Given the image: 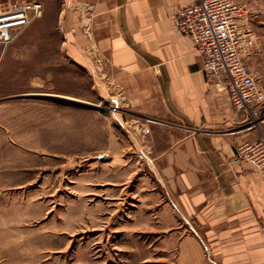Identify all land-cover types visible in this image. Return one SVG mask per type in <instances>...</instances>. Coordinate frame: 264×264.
I'll list each match as a JSON object with an SVG mask.
<instances>
[{
  "label": "rangeland",
  "instance_id": "374dc122",
  "mask_svg": "<svg viewBox=\"0 0 264 264\" xmlns=\"http://www.w3.org/2000/svg\"><path fill=\"white\" fill-rule=\"evenodd\" d=\"M26 3L0 44V264H177L186 237L141 140L158 122L102 75L82 0L0 12Z\"/></svg>",
  "mask_w": 264,
  "mask_h": 264
},
{
  "label": "crops",
  "instance_id": "0c3cea01",
  "mask_svg": "<svg viewBox=\"0 0 264 264\" xmlns=\"http://www.w3.org/2000/svg\"><path fill=\"white\" fill-rule=\"evenodd\" d=\"M82 2L94 17L92 41L83 43L102 56V75L133 111L158 122L141 140L164 180V207L186 237L177 264H264V172L232 161L238 145L264 136V105L255 122L233 108L226 77L205 73L176 28L179 10L196 0ZM240 2L253 38L246 61L264 86V0Z\"/></svg>",
  "mask_w": 264,
  "mask_h": 264
},
{
  "label": "built area",
  "instance_id": "2783aa9c",
  "mask_svg": "<svg viewBox=\"0 0 264 264\" xmlns=\"http://www.w3.org/2000/svg\"><path fill=\"white\" fill-rule=\"evenodd\" d=\"M40 8L39 3H26L0 12V44H11ZM248 13L240 0H196L179 10L176 28L192 40L206 74L227 78L233 108L248 112L257 122L264 105V87L246 61L253 46L252 35L244 25ZM232 161L264 172V136L238 145Z\"/></svg>",
  "mask_w": 264,
  "mask_h": 264
}]
</instances>
